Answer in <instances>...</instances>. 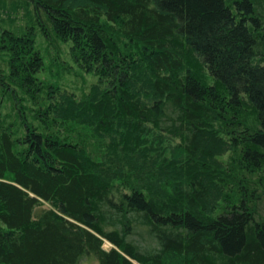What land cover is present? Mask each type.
<instances>
[{
	"label": "trees",
	"instance_id": "trees-1",
	"mask_svg": "<svg viewBox=\"0 0 264 264\" xmlns=\"http://www.w3.org/2000/svg\"><path fill=\"white\" fill-rule=\"evenodd\" d=\"M0 3V264H264V0Z\"/></svg>",
	"mask_w": 264,
	"mask_h": 264
},
{
	"label": "rangeland",
	"instance_id": "rangeland-1",
	"mask_svg": "<svg viewBox=\"0 0 264 264\" xmlns=\"http://www.w3.org/2000/svg\"><path fill=\"white\" fill-rule=\"evenodd\" d=\"M2 10L3 9L0 5V16L2 15V19L4 20L8 19V16H5V14L3 15V13L5 12H2ZM17 21L21 23V19L19 17L16 19V22ZM41 43L44 45L46 44L44 40H41ZM43 52H45L44 65L47 66V68L48 67L51 68L50 71L49 70L46 71L45 74L47 75L48 73L52 72L55 75V73L58 71L59 74L58 75L56 74V76H61V78L63 79L62 80L63 83L72 85L74 82L71 84L69 82H72L73 80L76 79L74 77L75 74H73L72 72H74L77 69H75L76 68L75 64L72 62L71 58L68 57V52L63 50L58 55L56 50L52 46L43 49ZM67 80L69 82H67ZM103 247L105 249H108L109 247H111V245L108 242H105ZM83 264H88V263L84 262Z\"/></svg>",
	"mask_w": 264,
	"mask_h": 264
}]
</instances>
